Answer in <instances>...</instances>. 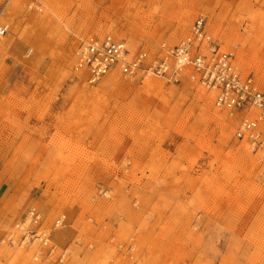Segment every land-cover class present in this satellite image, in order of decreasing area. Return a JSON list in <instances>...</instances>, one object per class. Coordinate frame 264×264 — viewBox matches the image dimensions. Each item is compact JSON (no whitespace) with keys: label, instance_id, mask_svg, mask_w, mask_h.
I'll return each instance as SVG.
<instances>
[{"label":"rangeland","instance_id":"1","mask_svg":"<svg viewBox=\"0 0 264 264\" xmlns=\"http://www.w3.org/2000/svg\"><path fill=\"white\" fill-rule=\"evenodd\" d=\"M199 16L264 93V0H0V264H264L263 155L235 136L247 111L216 109L189 70L90 84L74 68L104 37L156 56ZM30 208L52 255L22 242Z\"/></svg>","mask_w":264,"mask_h":264},{"label":"built area","instance_id":"2","mask_svg":"<svg viewBox=\"0 0 264 264\" xmlns=\"http://www.w3.org/2000/svg\"><path fill=\"white\" fill-rule=\"evenodd\" d=\"M7 31L8 26L1 25L0 38ZM74 68L87 74L90 84L115 72L131 79L154 77L177 82L189 70V77L213 95L216 109L230 115L247 111L235 136L238 140H245L253 151L260 152L264 160V133L259 128L264 122V93L258 90L251 76L242 75L235 67L233 55L222 51L211 38L202 16L196 18L184 39L170 48L162 45L156 56H151L143 48L132 52L111 37L84 42L76 49ZM252 111L255 115L251 118ZM64 219V216L56 218L54 227H61ZM41 224L40 213L30 208L26 221L16 228L22 232V242L37 243L52 255L54 249L49 236L39 230ZM13 237V234L6 235L1 242L12 244Z\"/></svg>","mask_w":264,"mask_h":264}]
</instances>
